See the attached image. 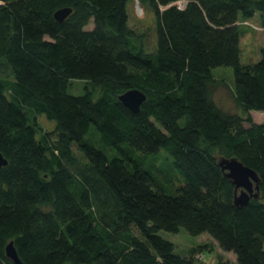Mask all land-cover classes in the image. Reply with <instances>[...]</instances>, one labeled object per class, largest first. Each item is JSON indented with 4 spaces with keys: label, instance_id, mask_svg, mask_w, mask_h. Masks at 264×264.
I'll return each instance as SVG.
<instances>
[{
    "label": "trees",
    "instance_id": "obj_1",
    "mask_svg": "<svg viewBox=\"0 0 264 264\" xmlns=\"http://www.w3.org/2000/svg\"><path fill=\"white\" fill-rule=\"evenodd\" d=\"M134 1L152 45L129 25ZM255 15L264 28V0H0V264L9 242L22 264H198L159 234L180 229L264 264V121L250 116L264 113V48L243 64L239 46ZM219 67L244 116L214 102ZM133 89L137 113L118 100ZM160 150L162 175L143 168ZM230 159L256 173L257 200L235 205Z\"/></svg>",
    "mask_w": 264,
    "mask_h": 264
},
{
    "label": "rangeland",
    "instance_id": "obj_2",
    "mask_svg": "<svg viewBox=\"0 0 264 264\" xmlns=\"http://www.w3.org/2000/svg\"><path fill=\"white\" fill-rule=\"evenodd\" d=\"M153 19V14L148 6H141L136 1L130 4L129 25L135 31L144 34L149 45H152L154 39ZM244 26L245 33H243L244 35L239 43L241 62L243 64L249 62L255 63L260 59V51L264 48V28L260 26L256 15L251 20L245 22ZM212 75L218 83L212 90L214 102L225 112L244 116L238 108L232 93L233 70L230 67H219L212 70ZM85 87L89 88L82 81H72L68 91L72 95H80L84 92ZM94 98H96V93ZM250 116L255 123H262L264 121V113L252 112ZM38 121L44 131L51 132L54 129V124L47 121L44 117H40ZM166 155L164 150H160L157 155L147 157L143 168L152 169L154 172L162 175L165 173V170H169L172 164L171 158ZM238 192L239 190L237 194ZM159 234L174 245L177 254L192 258L198 264H235L233 254L221 251L217 244L206 234L191 236L184 229H180L177 234L163 231Z\"/></svg>",
    "mask_w": 264,
    "mask_h": 264
},
{
    "label": "water",
    "instance_id": "obj_3",
    "mask_svg": "<svg viewBox=\"0 0 264 264\" xmlns=\"http://www.w3.org/2000/svg\"><path fill=\"white\" fill-rule=\"evenodd\" d=\"M70 13V8L60 9L54 13V19L57 22H62ZM118 100L129 110L137 113L141 104L146 100V96L143 92L133 89L121 94L118 97ZM5 166H7V161L0 154V169ZM222 168L225 170L226 176L235 185V188L239 190L234 199L235 205L244 206L251 199L257 200L259 198L257 192L258 177L253 170L245 167L236 159H230L226 161ZM5 255L6 258H8L14 264H22L17 257L12 242H9L6 245Z\"/></svg>",
    "mask_w": 264,
    "mask_h": 264
},
{
    "label": "built area",
    "instance_id": "obj_4",
    "mask_svg": "<svg viewBox=\"0 0 264 264\" xmlns=\"http://www.w3.org/2000/svg\"><path fill=\"white\" fill-rule=\"evenodd\" d=\"M176 5H177V7H178L179 9H183L184 6H185V3H184L183 1H179ZM244 24H245V23H244Z\"/></svg>",
    "mask_w": 264,
    "mask_h": 264
},
{
    "label": "crops",
    "instance_id": "obj_5",
    "mask_svg": "<svg viewBox=\"0 0 264 264\" xmlns=\"http://www.w3.org/2000/svg\"><path fill=\"white\" fill-rule=\"evenodd\" d=\"M252 113V112H251Z\"/></svg>",
    "mask_w": 264,
    "mask_h": 264
}]
</instances>
